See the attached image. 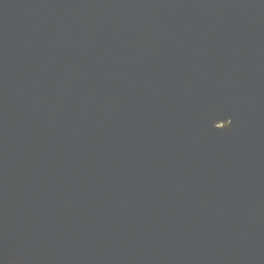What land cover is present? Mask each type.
<instances>
[{
    "label": "water",
    "instance_id": "water-1",
    "mask_svg": "<svg viewBox=\"0 0 264 264\" xmlns=\"http://www.w3.org/2000/svg\"><path fill=\"white\" fill-rule=\"evenodd\" d=\"M0 264H264V0H0Z\"/></svg>",
    "mask_w": 264,
    "mask_h": 264
},
{
    "label": "snow or ice",
    "instance_id": "snow-or-ice-1",
    "mask_svg": "<svg viewBox=\"0 0 264 264\" xmlns=\"http://www.w3.org/2000/svg\"><path fill=\"white\" fill-rule=\"evenodd\" d=\"M221 127H223V126H221Z\"/></svg>",
    "mask_w": 264,
    "mask_h": 264
}]
</instances>
